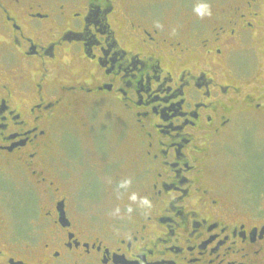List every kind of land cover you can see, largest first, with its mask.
Instances as JSON below:
<instances>
[{"label":"flooded vegetation","instance_id":"flooded-vegetation-1","mask_svg":"<svg viewBox=\"0 0 264 264\" xmlns=\"http://www.w3.org/2000/svg\"><path fill=\"white\" fill-rule=\"evenodd\" d=\"M97 110L131 129V176L86 197L60 142L66 123L92 135ZM260 127L264 0L189 19L155 0H0V264H264ZM232 143L230 195L215 168Z\"/></svg>","mask_w":264,"mask_h":264},{"label":"rangeland","instance_id":"rangeland-1","mask_svg":"<svg viewBox=\"0 0 264 264\" xmlns=\"http://www.w3.org/2000/svg\"><path fill=\"white\" fill-rule=\"evenodd\" d=\"M159 2V3H158ZM226 0H155L157 3V8L159 7L167 15H177V17L184 16L186 19H189L191 16L200 14L197 9L202 4L208 6V11L217 5H222ZM95 118L92 120V127L94 131L92 135L81 133L76 129L75 124L66 123L65 127L67 131H64L65 136L61 137L64 142L63 144V167L66 171V177L69 179L78 178L79 183H73L72 187L77 191L80 188L82 182H87L83 193L86 197H91L95 194L98 184L96 180H100L102 186L115 187V182L120 180V184L127 185L128 180L130 179V172H126L127 177L124 175V180L121 178L123 173L121 170L118 173L116 165L118 160H121L122 166L125 165V168L130 170V150L124 152L125 148L130 146L133 142V133L130 128H125L120 124V120L117 115L112 114V112L107 110H97L93 112ZM61 136L62 133H61ZM60 139V138H59ZM255 147L257 149L264 147V128H257L255 132ZM99 143V145L104 146V153L101 155H95V152L92 151V142ZM231 155H223L217 159V167L215 168L216 179L224 184L227 187V190L230 191V195L235 193V187H238V170L240 166V160L242 156L239 153L237 144L232 143L230 146ZM56 154H58L56 152ZM98 156V157H96ZM101 156V157H100ZM258 156V157H257ZM257 163L252 162L246 166L249 169L248 173L251 175L254 174L256 179L259 180V170L260 163L259 158L260 154L257 153ZM118 168V167H117ZM120 169V167L118 168ZM127 171V170H126ZM110 172V176L106 173ZM259 177V178H258ZM250 181V179H247ZM233 190V191H232ZM98 194L102 190H98ZM102 199L99 200V203L105 202L108 200L102 195ZM105 198V199H104ZM13 200V199H12ZM115 201L113 196L112 202ZM260 204H264L260 203ZM84 209L88 214L92 213H101L104 211L103 206L96 204L90 201L89 198H86V201H83ZM21 206L18 209L21 213L26 214L28 210L27 207ZM27 206H31V202L28 201ZM264 206V205H263Z\"/></svg>","mask_w":264,"mask_h":264},{"label":"clouds","instance_id":"clouds-1","mask_svg":"<svg viewBox=\"0 0 264 264\" xmlns=\"http://www.w3.org/2000/svg\"><path fill=\"white\" fill-rule=\"evenodd\" d=\"M197 11L200 13V14H204L205 12L208 11V6L206 4H202L200 5V7L197 9Z\"/></svg>","mask_w":264,"mask_h":264}]
</instances>
